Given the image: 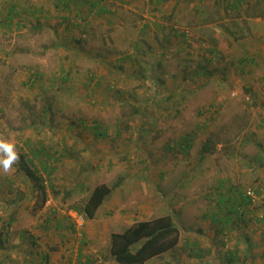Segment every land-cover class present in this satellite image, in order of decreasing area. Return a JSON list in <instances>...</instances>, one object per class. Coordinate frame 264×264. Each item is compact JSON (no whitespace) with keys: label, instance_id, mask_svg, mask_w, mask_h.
I'll return each instance as SVG.
<instances>
[{"label":"rangeland","instance_id":"obj_1","mask_svg":"<svg viewBox=\"0 0 264 264\" xmlns=\"http://www.w3.org/2000/svg\"><path fill=\"white\" fill-rule=\"evenodd\" d=\"M114 2L0 0V138L14 143L20 154L8 173L10 202L19 206L1 201L6 188L1 175H8L0 169L1 242L9 249L20 247L14 237L42 227L51 212L64 215L74 239H82L87 220L81 237L74 226L93 188L103 184L115 190L127 174L134 179L123 187L138 191L136 199L148 190L145 185L167 178L151 170L145 174L149 159L144 153L123 161L114 154L96 156L87 147L90 139L94 144L100 139L106 147L115 135L138 136L149 142H139V149L163 144L169 149L164 199L180 231L172 251L146 264H264V34H252L258 54L250 62L225 63L222 54L221 62L200 68L186 29L181 52L167 40L170 30L184 27L175 12L164 15L160 5L151 9L155 0ZM171 2L176 10V0ZM101 7L107 14L97 13ZM140 25L154 31L148 35ZM153 63L157 66L152 68ZM202 72L207 77L192 79ZM212 74L223 78H208ZM182 77L186 85L179 88ZM97 131L103 136L96 137ZM190 133L195 140L183 155L179 138ZM205 141L214 151L200 159ZM150 163L160 168L163 161ZM29 171L46 176L49 185H43L47 202L41 208L42 194L27 177ZM181 179L186 182L179 183ZM237 191L244 196L250 191L254 200L244 202ZM221 197L241 202L243 214L220 234ZM141 206L132 209L142 214ZM9 216L13 220L7 226ZM198 219L208 222V237L191 235ZM138 220L137 214L130 223ZM184 235L189 247L195 240L198 248H184ZM95 251L96 264H116L108 246Z\"/></svg>","mask_w":264,"mask_h":264},{"label":"crops","instance_id":"obj_2","mask_svg":"<svg viewBox=\"0 0 264 264\" xmlns=\"http://www.w3.org/2000/svg\"><path fill=\"white\" fill-rule=\"evenodd\" d=\"M107 1L109 4H115L114 1L117 0ZM132 1L133 0H130V2ZM171 1L172 0H159L158 2V0H155L151 9H153L154 6L157 8V6L160 5L162 6V14L171 16L174 12L176 13L177 20L179 19L184 27H178L181 29L179 31L174 30L173 32V29L170 30L171 34H168L167 40H169V43L175 42L177 49L180 48L179 50L181 52L183 44H186L185 41H187L183 31L189 32L192 36V40L187 42L191 43L196 49L194 51V57L200 68L205 67L206 64L209 65L210 63L221 62L220 56H222V54L228 58V61L225 63L233 62L236 64L246 61L250 62L251 59L255 57V54H258L256 53L257 49L253 39L254 35L252 34L255 32H258L261 36L264 34L262 32V29H264V0H176L174 4L176 10L173 9V3ZM97 11V13L107 14L104 7L98 8ZM137 27H140L139 29H141V31L144 30L148 35L150 31H154V27H147V25H140ZM160 28L167 31L170 27ZM225 71L226 69L223 72ZM204 74V72L199 73V75L197 74V76L192 77V79L200 80L203 76V78L207 77V75L205 76ZM208 78L222 79L223 74H219V77L212 74V76H208ZM182 79L180 80L179 88L183 87L185 84L183 83L185 77H182ZM186 93L188 96V92ZM183 97L185 98V96ZM222 99L224 100L223 97H219L218 101L221 102ZM182 100V103H184L183 105H186L188 98ZM202 126L197 125L199 128ZM115 127H117L116 133L118 134L120 128L119 126ZM96 128H100V126ZM137 132L139 133V130H137ZM190 135L191 137L183 135L179 138L180 142H184L181 148L183 155H187V150L190 146L189 143L195 140L194 133H190ZM109 140V144L112 146L105 147L102 140L96 139L97 142L94 144L93 140L90 139L87 145L88 150L96 156L98 154L103 156V154L106 153L110 155L114 154L119 158L121 156L123 161L127 158L131 159L135 152L144 153V158L149 159L146 163L148 167L145 168V174H150L151 170L152 173H161V176L165 175L167 178H160V183L157 182L154 186L149 185L150 188L145 185L148 190H144L142 194L140 193L137 195L138 198L133 199V194H138L139 192H132L130 190L125 191V187H123L125 183L130 182V179H134V177H128L126 174L124 180H121L123 183L121 186L115 190L110 189V195L97 210L94 219L87 220V228L84 237L79 240L74 239L71 233L72 230L68 226V219H66L64 215L61 217L53 212L48 213L40 222L42 227H38L31 232L30 235L18 233L17 237H14L18 240L16 244H19L20 247L9 249L6 243H0V264H96L93 256L98 257L99 253L95 250H99L101 253L100 249L104 248L105 245L108 246L109 249L110 235L112 233H121L124 229L135 223H130L131 218L135 215L138 214L139 218L136 222L152 221L160 217L169 216V203H166L168 200L164 199V196H167L168 189H165L164 186L168 182L170 170L168 171L167 167L163 166L171 158L169 149H166L167 145L163 144L159 149L150 146H148V149H139V142L141 146L148 145L149 142L144 141L142 137L140 138L138 136L130 139L129 137L120 138V136L115 135L114 137H110ZM67 144H70V142ZM83 148L85 150V146ZM64 149L69 151L68 147ZM201 155L200 159H203L204 157L203 155L201 157ZM157 160L163 161L160 168L151 166L150 161ZM140 172L138 176L142 177L144 173L142 170ZM7 175L8 176H5V178L3 174L1 175L4 181L3 185L6 187L2 189L3 193L1 194H3V196L1 201L6 202L9 207H13L16 204L19 206L20 204L18 202H10V200H13V197L9 189L10 186H8L9 174ZM26 175L29 177L28 173H26ZM189 176L191 175L189 174ZM118 181L120 180L118 179ZM184 182H186V179H181L179 181L181 184ZM31 184L35 187L33 182H31ZM218 186H220V184ZM27 189H24L25 193H27ZM178 190L179 186L176 187V192ZM24 198L27 200L29 199L27 196H24ZM223 198L224 197H221L218 200L219 209L223 208L220 204L224 201ZM225 200L227 201L228 199L225 198ZM134 203L135 205L144 204L143 207L141 206L143 209L142 214H140L138 210L133 211L132 207L135 206ZM102 209L104 211H102ZM10 218L9 216L5 221L8 223ZM215 218L216 214L213 219ZM231 224L232 221L229 223L224 222L219 233H223L222 229L225 230V227H229ZM209 227L208 222L198 219L193 229L195 231L192 230L191 235H193L194 238L201 235L208 237ZM188 231H190V229ZM178 232L180 233L179 230ZM2 236L4 235L2 234ZM182 238H184L182 241L184 248H192L194 250L198 248L199 245L195 240L192 244H189V247L186 236L184 235ZM99 242L100 245L98 246Z\"/></svg>","mask_w":264,"mask_h":264},{"label":"trees","instance_id":"obj_3","mask_svg":"<svg viewBox=\"0 0 264 264\" xmlns=\"http://www.w3.org/2000/svg\"><path fill=\"white\" fill-rule=\"evenodd\" d=\"M153 65L154 63L152 64V68L157 66L156 64ZM97 130H99V128ZM95 136H103V132L97 131ZM201 148L202 155L211 154L214 151V146L210 145V141H205ZM211 148L212 150H210ZM28 174L42 194L41 208L47 201L45 189L41 181L42 179L40 176L38 177L30 171ZM230 190L228 192H230ZM233 191L234 190L231 192ZM110 192V189L105 185H98L93 188L83 204L82 209L79 210L81 215H83L86 220L94 219L97 210L110 195ZM237 192L244 202L251 200L246 193L244 196L240 191ZM68 196L69 195L66 194V197ZM223 199L224 201L222 202L227 203H225V206L224 204L221 205L224 209V211H220V213H224L222 219L225 223H229L230 221L233 222L243 214L241 209L238 208L241 202L238 203L237 201L234 202L231 200H229V202L228 200L226 201L225 198ZM12 220V218L8 220L7 226L11 224ZM69 227L73 230L72 226ZM178 239V230L169 216L160 217L152 221L138 222L124 229L121 233H112L110 235V258L116 264H146L149 260L172 251L178 244ZM0 243H2L1 240Z\"/></svg>","mask_w":264,"mask_h":264},{"label":"clouds","instance_id":"obj_4","mask_svg":"<svg viewBox=\"0 0 264 264\" xmlns=\"http://www.w3.org/2000/svg\"><path fill=\"white\" fill-rule=\"evenodd\" d=\"M20 160V154L16 145L8 140L0 138V169L4 174L12 171L14 164Z\"/></svg>","mask_w":264,"mask_h":264},{"label":"built area","instance_id":"obj_5","mask_svg":"<svg viewBox=\"0 0 264 264\" xmlns=\"http://www.w3.org/2000/svg\"><path fill=\"white\" fill-rule=\"evenodd\" d=\"M41 179H42L41 180L42 184L44 185L45 188H47L49 185L47 183L46 176L43 177L41 175ZM246 195H248L250 197L251 201L254 200V196L252 195V193L250 191H247ZM85 222H86V219H85V217L83 215H80L78 217V219L76 220V225L74 226V230H75V232H77L79 234V237H81L82 229H83V226H84Z\"/></svg>","mask_w":264,"mask_h":264}]
</instances>
